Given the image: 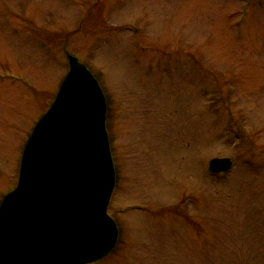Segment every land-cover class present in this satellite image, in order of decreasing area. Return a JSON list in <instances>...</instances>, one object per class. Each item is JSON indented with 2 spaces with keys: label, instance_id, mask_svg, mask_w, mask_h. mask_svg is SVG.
<instances>
[{
  "label": "rangeland",
  "instance_id": "rangeland-1",
  "mask_svg": "<svg viewBox=\"0 0 264 264\" xmlns=\"http://www.w3.org/2000/svg\"><path fill=\"white\" fill-rule=\"evenodd\" d=\"M66 53L105 92L116 172L91 264H264V0H0V201Z\"/></svg>",
  "mask_w": 264,
  "mask_h": 264
},
{
  "label": "water",
  "instance_id": "water-1",
  "mask_svg": "<svg viewBox=\"0 0 264 264\" xmlns=\"http://www.w3.org/2000/svg\"><path fill=\"white\" fill-rule=\"evenodd\" d=\"M68 72L37 120L20 158L16 186L0 202V264H89L118 240L108 214L115 168L107 102L92 72L67 53ZM214 157L212 173L228 171Z\"/></svg>",
  "mask_w": 264,
  "mask_h": 264
}]
</instances>
